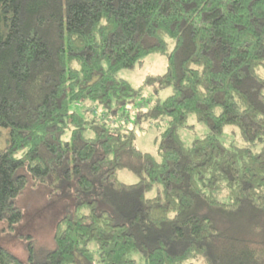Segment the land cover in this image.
<instances>
[{
    "label": "trees",
    "instance_id": "trees-1",
    "mask_svg": "<svg viewBox=\"0 0 264 264\" xmlns=\"http://www.w3.org/2000/svg\"><path fill=\"white\" fill-rule=\"evenodd\" d=\"M152 53L156 156L110 119L139 95L118 72ZM189 114L208 131L185 145ZM27 186L70 205L52 247L25 235L26 261L0 246V264H264V0H0L7 232Z\"/></svg>",
    "mask_w": 264,
    "mask_h": 264
},
{
    "label": "rangeland",
    "instance_id": "rangeland-1",
    "mask_svg": "<svg viewBox=\"0 0 264 264\" xmlns=\"http://www.w3.org/2000/svg\"><path fill=\"white\" fill-rule=\"evenodd\" d=\"M167 60L164 55L152 53L147 55L142 65L133 69H122L118 77L128 81L133 89L139 91L138 96L129 100L125 110L126 116H111L112 126L133 131L136 147L154 156L157 154L156 139L165 129V120L153 122L149 119L141 120L138 117L140 111H148L156 101H162L169 93L170 88L158 89L148 79L164 73ZM205 124L198 122L191 114L188 115L185 127L179 129V136L185 145H189L194 139L201 138L207 133ZM233 126H226L220 139L225 143L230 142L241 145L242 142L236 136ZM118 179L126 184H134L138 178L126 170L117 173ZM156 189L152 188L146 193L147 197H154ZM69 200H64L58 195L50 196L44 187L32 188L27 186L17 198V206L22 212L21 221L15 226L13 232H7L3 228L5 223H0V246L10 251L22 262L26 261L27 252L23 236L31 235L39 244L47 247L53 246V233L56 222L63 216Z\"/></svg>",
    "mask_w": 264,
    "mask_h": 264
}]
</instances>
